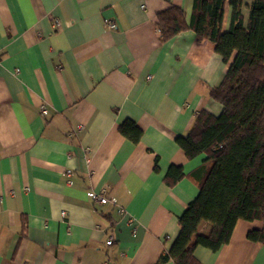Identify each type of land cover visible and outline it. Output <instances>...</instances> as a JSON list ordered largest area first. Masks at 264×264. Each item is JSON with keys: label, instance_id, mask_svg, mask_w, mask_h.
Wrapping results in <instances>:
<instances>
[{"label": "crops", "instance_id": "obj_1", "mask_svg": "<svg viewBox=\"0 0 264 264\" xmlns=\"http://www.w3.org/2000/svg\"><path fill=\"white\" fill-rule=\"evenodd\" d=\"M193 3L0 0V264H156L171 247L205 162L176 139L199 111L220 114L210 90L233 59L192 29L161 40L158 13L177 5L190 22ZM230 18L226 2L224 31ZM126 120L142 129L139 142L120 132ZM174 165L184 175L170 184ZM102 189L115 202L88 196ZM262 226L239 219L218 251L194 254L264 264V243L247 237Z\"/></svg>", "mask_w": 264, "mask_h": 264}, {"label": "trees", "instance_id": "obj_2", "mask_svg": "<svg viewBox=\"0 0 264 264\" xmlns=\"http://www.w3.org/2000/svg\"><path fill=\"white\" fill-rule=\"evenodd\" d=\"M231 6L230 25L222 29L224 8ZM244 0H194L190 22L182 7L172 5L157 16L160 38L166 41L192 29L199 41L209 40L224 62H232L210 95L221 104L215 115L197 113L186 136L177 142L189 158L204 155L199 193L179 216V233L156 264H201L194 251L198 246L218 251L231 239L236 222L261 221L262 228L247 237L264 243V0H253L247 20ZM120 132L137 143L142 129L124 121ZM183 169L172 166L166 180L173 184ZM203 223L207 231H200Z\"/></svg>", "mask_w": 264, "mask_h": 264}, {"label": "built area", "instance_id": "obj_3", "mask_svg": "<svg viewBox=\"0 0 264 264\" xmlns=\"http://www.w3.org/2000/svg\"><path fill=\"white\" fill-rule=\"evenodd\" d=\"M53 25H54V27H57L59 25V20L57 18H55L53 20ZM106 26L108 28H110V29H115L117 27V24L115 22H113V21L108 20L106 22ZM41 113L44 114V115L47 114L48 113V108L46 106H42ZM86 151L88 152L89 150L86 149ZM73 173L74 172L71 169H66L64 171V175L66 176V179H67V183L68 184H72V182H73L72 181ZM105 192H106L105 189L98 190V191H96V190H90V191H88V196L93 201H95L97 203H100V204H102V203H108V202H115V199L114 198H109L108 196H106L105 195ZM63 215H65L64 212H63ZM107 243L108 244H111L112 243V239L109 238L107 240Z\"/></svg>", "mask_w": 264, "mask_h": 264}]
</instances>
